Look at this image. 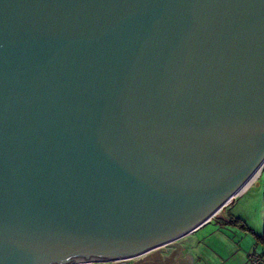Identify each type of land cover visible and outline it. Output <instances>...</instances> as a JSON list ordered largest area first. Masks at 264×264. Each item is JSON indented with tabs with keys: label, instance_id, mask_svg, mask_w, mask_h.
I'll return each instance as SVG.
<instances>
[{
	"label": "water",
	"instance_id": "obj_1",
	"mask_svg": "<svg viewBox=\"0 0 264 264\" xmlns=\"http://www.w3.org/2000/svg\"><path fill=\"white\" fill-rule=\"evenodd\" d=\"M263 165L264 0H0V264L153 251Z\"/></svg>",
	"mask_w": 264,
	"mask_h": 264
},
{
	"label": "crops",
	"instance_id": "obj_2",
	"mask_svg": "<svg viewBox=\"0 0 264 264\" xmlns=\"http://www.w3.org/2000/svg\"><path fill=\"white\" fill-rule=\"evenodd\" d=\"M235 201H233L234 204ZM222 214L214 217L197 231L157 248L147 256L123 264H250L252 254H264L263 247L261 252L258 251L260 243L253 235L230 225L229 222L233 217L240 218L257 235H262L264 228L262 232H257L258 230L251 226L248 218L235 213L232 215L228 213L227 216ZM72 264L117 263L93 260L76 261Z\"/></svg>",
	"mask_w": 264,
	"mask_h": 264
},
{
	"label": "rangeland",
	"instance_id": "obj_3",
	"mask_svg": "<svg viewBox=\"0 0 264 264\" xmlns=\"http://www.w3.org/2000/svg\"><path fill=\"white\" fill-rule=\"evenodd\" d=\"M234 201L235 204L232 202L234 205L231 203L220 213L226 216L228 213H231V215L235 213L244 218H248L251 226L257 229V232H262L264 228V168L257 178L250 183ZM259 246L258 251L261 252L262 245L259 244Z\"/></svg>",
	"mask_w": 264,
	"mask_h": 264
},
{
	"label": "built area",
	"instance_id": "obj_4",
	"mask_svg": "<svg viewBox=\"0 0 264 264\" xmlns=\"http://www.w3.org/2000/svg\"><path fill=\"white\" fill-rule=\"evenodd\" d=\"M150 252H152L151 250L147 251L146 253H143L141 255H138L136 257H123V258H118V259H113V260H105V261H101V262H111V263H125L127 261L130 260H135V259H139L142 258L144 256H147ZM250 264H264V255H258V254H252L250 257Z\"/></svg>",
	"mask_w": 264,
	"mask_h": 264
},
{
	"label": "trees",
	"instance_id": "obj_5",
	"mask_svg": "<svg viewBox=\"0 0 264 264\" xmlns=\"http://www.w3.org/2000/svg\"><path fill=\"white\" fill-rule=\"evenodd\" d=\"M230 225H233L243 231H245L246 233H249L251 235H253L256 240L262 245L263 249H264V232L262 235H257L247 224L244 220L237 218V217H233L231 219V221L229 222ZM260 255H264V254H260Z\"/></svg>",
	"mask_w": 264,
	"mask_h": 264
},
{
	"label": "bare ground",
	"instance_id": "obj_6",
	"mask_svg": "<svg viewBox=\"0 0 264 264\" xmlns=\"http://www.w3.org/2000/svg\"><path fill=\"white\" fill-rule=\"evenodd\" d=\"M264 168V165L261 167V169H259V171L247 182V184L238 192L237 195H239L247 186H249L250 183H252L257 176L260 174V172L262 171V169ZM231 204V203H230ZM217 214V213H216Z\"/></svg>",
	"mask_w": 264,
	"mask_h": 264
}]
</instances>
